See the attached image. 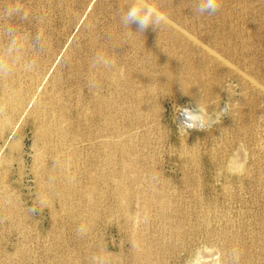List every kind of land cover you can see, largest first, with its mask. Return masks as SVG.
<instances>
[{
    "label": "rangeland",
    "instance_id": "obj_1",
    "mask_svg": "<svg viewBox=\"0 0 264 264\" xmlns=\"http://www.w3.org/2000/svg\"><path fill=\"white\" fill-rule=\"evenodd\" d=\"M130 2L0 0V26L18 4L30 13L11 21L18 32L44 37L42 51L24 45L32 71L0 77V264H264V0H220L213 16L151 0L169 15L142 34L158 59L120 26ZM97 53L147 78L166 56L194 62L200 98L231 113L179 129L178 106L195 105L183 74L130 113L133 98L92 67Z\"/></svg>",
    "mask_w": 264,
    "mask_h": 264
},
{
    "label": "clouds",
    "instance_id": "obj_2",
    "mask_svg": "<svg viewBox=\"0 0 264 264\" xmlns=\"http://www.w3.org/2000/svg\"><path fill=\"white\" fill-rule=\"evenodd\" d=\"M220 7V0H194L191 9L193 14L198 16H213L220 10ZM29 15L30 13L18 4L4 10L3 17L8 22L0 26V77L10 76L17 65L22 66L25 71H32L36 67L35 59L26 60L24 58V45L27 42L34 52L42 51L44 48L42 33L39 31L34 34L20 33L11 23L14 19H19L21 22L28 21ZM168 20L169 15L160 6L154 5L151 0H131L126 9L119 12L120 26L128 36L142 35L150 27L159 31ZM133 24L137 26L135 32L131 28ZM91 65L93 68L108 69L112 66V61L107 55L97 53L92 58ZM88 86L91 89L98 87L95 80H90ZM185 94L188 93L185 92ZM232 104L225 103L223 107H220V103H213L210 105H216V107L209 111L210 105L205 103L202 94L194 109L178 106L177 116L184 117L185 110H187L191 113V120L184 117L183 120L177 122V126L187 133L193 129L208 131L220 124L226 114L231 113Z\"/></svg>",
    "mask_w": 264,
    "mask_h": 264
},
{
    "label": "bare ground",
    "instance_id": "obj_3",
    "mask_svg": "<svg viewBox=\"0 0 264 264\" xmlns=\"http://www.w3.org/2000/svg\"><path fill=\"white\" fill-rule=\"evenodd\" d=\"M167 27L172 31H174V33L180 39H183L186 42V44L193 43L198 48L201 47V44L199 42L194 41L192 37H190V35L188 36L184 31L180 30L178 27L174 25L171 26L169 24L167 25ZM144 39H146V37L142 35H138V34L133 35L131 39V44L137 49L141 46V44L145 45L146 59H151L153 56H155V58L158 59V55H156L158 54V51L152 48L154 47V45L151 43L148 44V42ZM203 51L206 54V50ZM207 54H209L210 58L212 57L213 59L215 58L217 60L220 59L219 57L212 54V52H207ZM159 62H160V66L162 67V70L152 71L153 73L149 75L148 78L145 72L144 74H141V72L137 71L136 69L127 68V64L121 65L118 63V60L116 59L112 62V66L110 68L108 69L98 68V70L101 71V74L110 82L111 86L115 88L116 92L120 94H126L127 95L126 97L133 98L134 100L132 101L133 105L128 108L129 109L128 112L130 113H134L135 111H138V108L140 107L143 97L154 93V91L157 88L156 87L157 84L163 87L165 86L172 87L174 85L179 84V82H181L182 77H180V75L183 74L185 76L184 80L186 79L185 80L186 86L184 87L183 92L189 93V96L194 100L195 103V105L193 106L191 104L192 107L190 106L188 109H194L196 106V102L200 99V92L198 91V88L200 87V83H202V81L206 79L205 71L200 68H197L194 62H191L187 67L180 65L176 68V65H178L180 61L172 60V58L168 56H166V58H163ZM173 62L175 67L172 66ZM121 69L125 70L126 72L123 73ZM137 84H139L142 87V90H139L140 86ZM124 109H127V107H124ZM98 111H99L98 114L100 115L102 113V106L98 108ZM184 117L187 120H191V113L185 110ZM184 117L182 116L181 120H183ZM105 119H106L105 123L108 124L111 123V118L109 116H106ZM4 125L5 123L0 122V127H3ZM128 154H129V150L127 149L122 150V155L124 159L128 156ZM231 164L235 166V162Z\"/></svg>",
    "mask_w": 264,
    "mask_h": 264
}]
</instances>
